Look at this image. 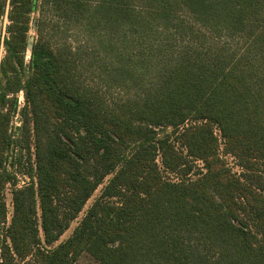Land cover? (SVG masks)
<instances>
[{"label": "trees", "instance_id": "obj_1", "mask_svg": "<svg viewBox=\"0 0 264 264\" xmlns=\"http://www.w3.org/2000/svg\"><path fill=\"white\" fill-rule=\"evenodd\" d=\"M10 7L0 264H77L84 254L96 264H264V0ZM43 8L83 40L73 47L40 35L26 60L31 14ZM215 126L240 176L221 158ZM100 187L71 236L51 248Z\"/></svg>", "mask_w": 264, "mask_h": 264}, {"label": "rangeland", "instance_id": "obj_2", "mask_svg": "<svg viewBox=\"0 0 264 264\" xmlns=\"http://www.w3.org/2000/svg\"><path fill=\"white\" fill-rule=\"evenodd\" d=\"M6 1H7V3H6L5 13L0 15V61L2 60V58L5 55L4 38L8 35L7 26L10 23V20H9V12L11 9L10 0H6ZM38 3L40 5L41 0H38ZM39 20L44 21L43 24L40 25V28L37 27ZM41 30H42V34H40ZM28 35L30 36V38L31 37L34 38V43L39 39L40 35H43L45 40H50V42H52L53 44H59L60 45V44H65V43L69 44L70 43L71 46H73V47L77 46L76 44H78V42H79V41H77L78 39L80 40L82 38L81 41L83 40V37H79V35L77 34V30L74 27L67 28L66 24L62 23L54 15L53 12L48 10V8H45V9L43 8L40 11H37V12L31 14V23H30V30H29ZM90 43H91V45H93V42H90ZM30 53H31V50L28 47V50L26 52V60H29ZM84 78L89 82H93L95 79L94 75L92 73H90V71L84 72ZM106 94L109 96V98H118V97L122 96V93L119 90H111V91L106 90ZM20 103L23 106V104H24L23 94H20ZM14 122L16 125L17 124L19 125V118L15 117ZM215 127H217V126H215ZM166 132L170 133L171 129L167 128ZM219 144H220L219 152H220L221 158L226 162L228 167L231 168L235 174L240 176L243 173V169H242V167L239 166L238 162H236L230 155H228L230 153L226 152L225 142H224L223 138L219 139ZM157 162H158V164H159V166L163 172V175L165 177L177 180V177L175 174L170 173L163 168L161 157L158 158ZM197 163H198L197 168L202 169L203 168L202 162L198 161ZM28 181H29V179L27 178V176H24V175H21L20 173H18V185L20 187L24 186ZM101 188L102 187H100L95 192L93 197L88 201L83 212L79 215V217L75 221L72 222L70 228L61 237L59 242L56 243L55 245L51 246V248H54L55 246H57V244H59L60 242L66 240L67 238H69L71 236L73 230L78 225V223L80 222V220L84 216L87 209L91 206V204L101 194ZM3 200L6 203L7 220L9 222V220L12 216V212H13V200H12V186H11V184L6 185V188L3 192ZM1 228H2V226H1ZM0 253H1V251H0ZM0 260H1V254H0ZM77 264H96V261L90 255L84 254L79 258V260L77 261Z\"/></svg>", "mask_w": 264, "mask_h": 264}, {"label": "built area", "instance_id": "obj_3", "mask_svg": "<svg viewBox=\"0 0 264 264\" xmlns=\"http://www.w3.org/2000/svg\"><path fill=\"white\" fill-rule=\"evenodd\" d=\"M214 130H215V134L218 137V139L223 138L221 132L219 131L220 129L218 127H215ZM228 155H230L236 162H238L237 159L232 154H228Z\"/></svg>", "mask_w": 264, "mask_h": 264}, {"label": "water", "instance_id": "obj_4", "mask_svg": "<svg viewBox=\"0 0 264 264\" xmlns=\"http://www.w3.org/2000/svg\"><path fill=\"white\" fill-rule=\"evenodd\" d=\"M33 45H34V38L33 37H31L30 39H29V49L32 51V48H33Z\"/></svg>", "mask_w": 264, "mask_h": 264}]
</instances>
